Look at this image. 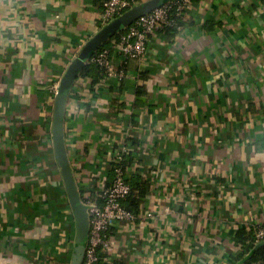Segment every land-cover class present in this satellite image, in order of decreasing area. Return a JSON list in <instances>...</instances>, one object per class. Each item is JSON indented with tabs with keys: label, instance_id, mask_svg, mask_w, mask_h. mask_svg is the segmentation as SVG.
<instances>
[{
	"label": "crops",
	"instance_id": "1",
	"mask_svg": "<svg viewBox=\"0 0 264 264\" xmlns=\"http://www.w3.org/2000/svg\"><path fill=\"white\" fill-rule=\"evenodd\" d=\"M104 1L0 0V264H71L53 104ZM124 68L94 87L81 73L65 116L83 195L98 197L124 154L127 178L148 186L102 264H243L236 234L256 241L264 226V0H193Z\"/></svg>",
	"mask_w": 264,
	"mask_h": 264
},
{
	"label": "built area",
	"instance_id": "2",
	"mask_svg": "<svg viewBox=\"0 0 264 264\" xmlns=\"http://www.w3.org/2000/svg\"><path fill=\"white\" fill-rule=\"evenodd\" d=\"M142 0H105L100 12V18L105 24ZM193 0H170L147 14L137 18L123 33L120 40L114 42L117 51L123 55L124 61L142 58L148 48L152 34L164 26L180 28L179 18L184 17ZM116 68L109 49H103L94 54L89 62H94L106 69L108 75H119L124 78L126 70L122 65ZM59 85V84H58ZM58 86L56 88L57 92ZM122 156H118L121 162ZM115 177L109 185L102 186L98 197L83 198L89 206L90 230L88 244L82 264H98L99 251L107 250L110 246V230L119 221H130L135 215L127 210L122 201L130 193L126 171L121 163L115 167ZM256 242L264 240V226L256 231Z\"/></svg>",
	"mask_w": 264,
	"mask_h": 264
},
{
	"label": "water",
	"instance_id": "3",
	"mask_svg": "<svg viewBox=\"0 0 264 264\" xmlns=\"http://www.w3.org/2000/svg\"><path fill=\"white\" fill-rule=\"evenodd\" d=\"M169 1L144 0L138 2L120 15L103 24L84 43L60 79L53 104L52 143L55 160L60 170L68 203L75 220L76 233L71 264H82L84 260L89 238L90 212L89 206L83 201L66 143L65 116L70 92L76 80L89 63L90 58L99 51L105 42L126 30L140 16L149 13ZM262 244H264V240L259 242L256 247Z\"/></svg>",
	"mask_w": 264,
	"mask_h": 264
},
{
	"label": "trees",
	"instance_id": "4",
	"mask_svg": "<svg viewBox=\"0 0 264 264\" xmlns=\"http://www.w3.org/2000/svg\"><path fill=\"white\" fill-rule=\"evenodd\" d=\"M178 20H179L178 21L179 25H182V18H179ZM178 29L179 28L175 26H164L163 28H160L159 30L176 31ZM124 32L125 31L121 32L120 34L115 35L113 38L105 42L103 46L99 49V51L103 49H109L110 53L113 56L114 52H118L117 47L114 45V42L115 41L118 42ZM122 59L124 61L123 55H122ZM124 63L125 61L122 64L123 66H124ZM82 76L92 77V80H93L92 87H94L101 80L106 78L108 76V73L106 72V69L102 67L101 65L94 63V62H89L84 68V70L82 71ZM139 90L141 92V89ZM129 159L131 160V158H127V155L124 154L121 162H118L115 160L113 162L114 172H115V166H117L118 163H121L124 169L126 170V165ZM127 180L131 187V191L126 196V198L123 199L122 205L127 210H129L134 215H136L138 211L140 210L142 201L145 199L148 186L141 177H133L132 179L127 178ZM82 197L85 198L87 196L82 194ZM236 238H237L238 244L240 243L241 248H242L238 256V260L244 258L247 254L251 252L250 255H247L243 264H264V244L260 245L259 247H256L258 243L254 240V238L250 236L247 237L246 235H244L243 232H238L236 234ZM99 255H100V260L98 264H102L103 258L106 255L105 250H100Z\"/></svg>",
	"mask_w": 264,
	"mask_h": 264
},
{
	"label": "rangeland",
	"instance_id": "5",
	"mask_svg": "<svg viewBox=\"0 0 264 264\" xmlns=\"http://www.w3.org/2000/svg\"><path fill=\"white\" fill-rule=\"evenodd\" d=\"M142 1H144V0H142ZM100 12H101V10H99V14H100Z\"/></svg>",
	"mask_w": 264,
	"mask_h": 264
}]
</instances>
